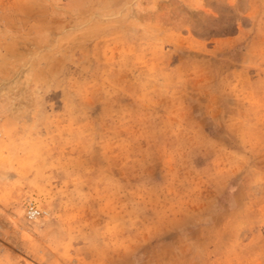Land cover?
Segmentation results:
<instances>
[{"label": "rangeland", "instance_id": "1", "mask_svg": "<svg viewBox=\"0 0 264 264\" xmlns=\"http://www.w3.org/2000/svg\"><path fill=\"white\" fill-rule=\"evenodd\" d=\"M0 264H264V0H0Z\"/></svg>", "mask_w": 264, "mask_h": 264}, {"label": "built area", "instance_id": "2", "mask_svg": "<svg viewBox=\"0 0 264 264\" xmlns=\"http://www.w3.org/2000/svg\"><path fill=\"white\" fill-rule=\"evenodd\" d=\"M28 213H29V217H36L40 214V210L34 207H30Z\"/></svg>", "mask_w": 264, "mask_h": 264}, {"label": "bare ground", "instance_id": "3", "mask_svg": "<svg viewBox=\"0 0 264 264\" xmlns=\"http://www.w3.org/2000/svg\"><path fill=\"white\" fill-rule=\"evenodd\" d=\"M43 67V66H42ZM42 76V75H41Z\"/></svg>", "mask_w": 264, "mask_h": 264}]
</instances>
